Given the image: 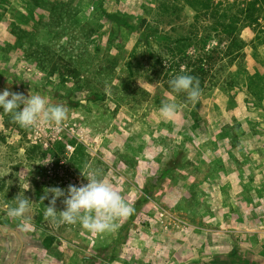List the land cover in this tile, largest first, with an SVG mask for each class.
<instances>
[{"label":"rangeland","instance_id":"1","mask_svg":"<svg viewBox=\"0 0 264 264\" xmlns=\"http://www.w3.org/2000/svg\"><path fill=\"white\" fill-rule=\"evenodd\" d=\"M49 1H39L41 8ZM211 1L220 14L198 24L193 23L194 13L184 0L78 3L80 17L104 9L134 22L139 18L153 22L161 8L168 11L162 14L165 19L174 8L176 14L160 23L159 30L180 36L190 31L208 35V50L220 37L212 30L213 22L222 21V13H231L237 4L256 1L259 19L244 27L241 37L249 46L260 36L259 49L264 53V0ZM24 2L43 14L33 0ZM9 3V9L23 11L20 0ZM121 35L118 39L127 48L138 38L128 31ZM13 41L0 21V92L40 94L47 103L62 105L66 118L59 127L44 124L26 129L14 123L10 114L0 117V264H202L232 250L264 264V196L259 197L264 191V110L252 106L244 88L231 92L232 99L218 87L202 94V118L193 129L191 119L181 113L183 101L178 95L165 93L140 104H116L105 88L104 100L88 99L89 88L80 89L73 79L59 84L45 77L14 49ZM251 51L244 63L249 68L255 64ZM187 54L195 58L193 50ZM124 57L115 70L116 85L126 77L128 55ZM162 103L178 105L173 119L160 117ZM236 123L242 135L231 153L242 169L222 149L231 135L225 127ZM30 146L35 147L33 159L25 153ZM176 153L182 155L180 166L162 176V168L176 159ZM216 161L222 162L220 171L216 163L213 166ZM90 173L110 183L134 212L117 221L114 231L95 234L79 223L59 222L58 214L55 220L45 217L48 200L40 197L47 188L66 191L70 184H86ZM19 193L31 203L23 217H9L2 205L12 204ZM247 196L253 204L245 201ZM56 210H63L62 198ZM47 237L56 242L45 248Z\"/></svg>","mask_w":264,"mask_h":264},{"label":"trees","instance_id":"2","mask_svg":"<svg viewBox=\"0 0 264 264\" xmlns=\"http://www.w3.org/2000/svg\"><path fill=\"white\" fill-rule=\"evenodd\" d=\"M39 1L41 0H33L43 14L33 11L24 0H20L23 11L9 9V0H0V21L13 36L14 49L28 64L45 77L56 79L59 84L73 79L80 89L89 88L88 99L104 100L105 92L102 90L105 88L109 89L116 104H140L171 93L182 98L181 113L184 117H189L193 129H197L203 109L200 98L197 103L192 104L187 101L185 93H174L169 87V81L175 76L191 75L199 82L201 95L218 87L227 98L232 99L231 92L244 88L252 106L264 110V53L259 49L261 38L256 37L248 46L241 37L242 29L256 24L259 19L260 10L256 1L237 4L232 7L231 13H222V21L213 22L212 30L220 37L216 39V45L208 50L205 49L206 41H210L208 35L190 31L188 36H180L159 30L160 23L176 14L174 8L165 19L162 14L168 11L161 8L155 14L153 22L145 18L134 22L127 15L104 9H96L93 14L80 17L78 0H51L44 5V9ZM184 2L193 11L195 24L214 19L220 14V9L211 0ZM7 13L10 18H6ZM106 24L108 36L103 43ZM127 31L138 35L134 45L129 48L124 40L118 39ZM222 44L223 48H220ZM190 50L195 53V58L187 54ZM248 51L252 52L250 57L255 63L250 68L244 64ZM126 54V77L121 80L120 85H116L115 70L119 60L125 58ZM92 66H96L93 72ZM7 116L0 109V117ZM225 129L231 135L223 144V153L242 169L231 153L240 145V127L236 123ZM33 148L35 147L30 146L25 150L28 159L34 158ZM170 160L171 163L162 168V176L180 166L182 155L176 153V159ZM215 163L220 171L222 162L216 161L213 166ZM211 169L214 170L213 167ZM259 194V197L264 196V191ZM245 201L253 204L251 197L247 196ZM46 241L45 248L56 242L53 237H47ZM202 264L259 263L246 259L244 255L238 256L237 251L232 250L229 255L219 256Z\"/></svg>","mask_w":264,"mask_h":264},{"label":"clouds","instance_id":"3","mask_svg":"<svg viewBox=\"0 0 264 264\" xmlns=\"http://www.w3.org/2000/svg\"><path fill=\"white\" fill-rule=\"evenodd\" d=\"M174 93H185L187 101L195 104L201 96L199 82L191 75H177L169 81ZM0 109L10 114L14 123L22 128L51 124L59 127L66 118V109L62 105H52L40 94L25 97L18 92L5 89L0 92ZM178 111L175 103H162L158 109L164 120L173 119ZM86 184L68 185L66 191L60 187H50L44 191L40 200H48L45 217L52 219L59 215V222L65 224L79 223L82 229L91 233L114 231L117 221L127 218L134 208L126 203L119 192L106 180L98 179L91 173ZM62 198L63 210H56V202ZM12 204L4 203L2 207L9 217H23L31 201L19 193L12 199ZM14 205V206H13Z\"/></svg>","mask_w":264,"mask_h":264},{"label":"water","instance_id":"4","mask_svg":"<svg viewBox=\"0 0 264 264\" xmlns=\"http://www.w3.org/2000/svg\"><path fill=\"white\" fill-rule=\"evenodd\" d=\"M0 230H1V228H0ZM9 232L14 233V235H16V237H17L18 239H20L19 235H18L15 231H9ZM9 232H8V233H9ZM5 234H7V233H5ZM21 244H22V242H21ZM19 251H20V250H19Z\"/></svg>","mask_w":264,"mask_h":264},{"label":"crops","instance_id":"5","mask_svg":"<svg viewBox=\"0 0 264 264\" xmlns=\"http://www.w3.org/2000/svg\"><path fill=\"white\" fill-rule=\"evenodd\" d=\"M14 234V233H13ZM16 236V235H15Z\"/></svg>","mask_w":264,"mask_h":264}]
</instances>
